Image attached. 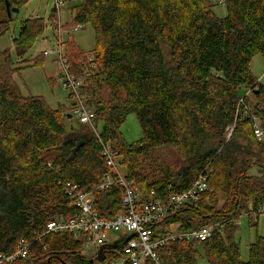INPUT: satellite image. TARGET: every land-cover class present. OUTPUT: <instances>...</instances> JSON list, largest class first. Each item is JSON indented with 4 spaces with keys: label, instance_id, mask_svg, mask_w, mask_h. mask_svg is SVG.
<instances>
[{
    "label": "trees",
    "instance_id": "1",
    "mask_svg": "<svg viewBox=\"0 0 264 264\" xmlns=\"http://www.w3.org/2000/svg\"><path fill=\"white\" fill-rule=\"evenodd\" d=\"M23 1L8 0L10 7ZM64 2L72 4L73 22L64 26L68 34L73 26L84 24L95 33L97 71L89 77H82L78 64L86 54L72 41L62 42L71 72L82 77V94L95 114L94 129L86 135L79 123L78 128L65 125L72 109L68 94L66 110L51 109L38 96L12 93L8 86L15 69L8 53L0 52V260L26 240L32 242L27 258L9 264H88L80 254L84 235L45 234L49 222L78 215L68 186L92 194L96 211L113 218L125 210L123 188L97 190L111 173L104 145L112 148L116 160L176 145L185 164L182 171H165L148 185L117 160L125 168V181L142 199L154 190L164 200L189 188L200 175L207 178V190L197 204L149 227L156 237L173 226L180 232L217 228L204 242L174 240L158 248L160 263L197 264L200 247L208 264H264V236L249 246L247 261L240 260L234 240L241 211L259 212L264 202V85L250 71L253 56L264 60V0H223L222 18L206 0ZM0 7L5 15L1 37L11 17L5 0ZM43 26L41 19L24 23L21 34L29 38L15 42L18 56ZM161 45L168 48L167 56ZM54 80L59 85L57 76ZM238 91L250 92L259 104L248 94L239 97ZM130 114L136 115L142 138L127 145L119 128ZM98 121L103 123L100 132ZM255 124L261 139L255 136ZM228 127L232 131L226 136ZM252 166L259 168L260 177L247 175ZM219 200L221 209L215 210ZM123 246L104 249L103 262L116 258ZM142 264L153 263L146 259Z\"/></svg>",
    "mask_w": 264,
    "mask_h": 264
},
{
    "label": "built area",
    "instance_id": "2",
    "mask_svg": "<svg viewBox=\"0 0 264 264\" xmlns=\"http://www.w3.org/2000/svg\"><path fill=\"white\" fill-rule=\"evenodd\" d=\"M65 5L64 0L54 1L55 17L52 19V25L55 33L61 35L65 29L59 14ZM82 29V25H75L70 30L77 32ZM69 30V31H70ZM53 51H44L47 56ZM95 54H86L84 59L79 60L82 77H89L97 71L95 63ZM57 66V82L59 86L68 94V100L72 104L70 111L77 123L86 128L94 129V112L87 105L85 96L82 94V77L74 75L71 72L70 65L64 57V50L61 40L58 42L57 58L54 60ZM245 112H248L247 110ZM254 133L258 139H261L262 132L257 124L254 126ZM232 128L226 129V136L231 134ZM97 136V133H96ZM103 155L106 165L111 169V173L105 174L98 184V191H105L112 186L123 188L122 204L124 212L117 214L113 218L102 217L94 207L93 195L78 191L74 185H69L67 193L70 196L71 203L77 208L78 215L69 221L55 220L46 225V233L71 234L75 238L84 235L87 239L82 245L80 254L85 257L84 247L90 246L97 249L92 256L96 257L98 250L102 245L110 244L108 236L116 235L113 243L120 241L123 237L134 234L120 251L116 252V258H108L101 264H142L149 259L153 264H161L157 253L158 248L168 246L174 240H184L186 242H204L212 236V233L218 225L196 228L188 231H177V226L170 227L168 231L159 234L157 237L154 231L149 227L150 224L162 220L168 214L186 206L195 205L199 202L202 193L207 190V178L200 175L186 190L179 193H171L164 200L154 190H150L145 198L136 190H133L130 183L124 179V174L119 170V164L116 162L115 152L109 145H104ZM261 211H252L248 214L254 222H258V215H263L264 208ZM163 235V236H162ZM32 242L20 240L17 243L16 251L9 257L2 258L0 263H12L17 259H26ZM104 252V251H103ZM110 255V254H108Z\"/></svg>",
    "mask_w": 264,
    "mask_h": 264
},
{
    "label": "rangeland",
    "instance_id": "3",
    "mask_svg": "<svg viewBox=\"0 0 264 264\" xmlns=\"http://www.w3.org/2000/svg\"><path fill=\"white\" fill-rule=\"evenodd\" d=\"M54 1L24 0L14 6L18 11L11 13L9 29L0 37V52L6 51L8 53L9 60L15 69L13 81L8 86L12 93L22 96H38L51 109L64 108L69 110L67 92L56 84L54 80L58 72V68L54 63V60L57 58L58 42L59 40H61V43L72 41L83 53L90 54L96 48V39L95 33L89 24H84L82 29L77 32L70 30V34H68L66 29H64L60 36L57 35L52 25V16L55 14V12L53 13ZM206 1L209 5H214L213 11L217 17L222 18L225 15L223 0ZM71 6L72 4L65 3L59 14L63 25L73 22V13L70 11ZM4 16V12L0 7V20ZM35 19H41L44 25L43 30L40 34L30 37L24 54L18 56L15 50V42L25 41L29 38L22 36L21 32L25 22ZM30 24L34 26L37 23L32 22ZM161 48L164 55L167 56L168 48L164 45H161ZM44 51H53V53L44 56ZM96 52L98 53L97 55L101 53V51ZM250 71L258 82L264 85V60L261 55L257 54L253 56L250 63ZM248 98L253 104H259L250 92H248ZM76 123L74 117L67 118V121H65V125H70L68 129L71 126L78 128ZM102 125V121L97 122V132L101 131ZM89 130L85 128L82 132H85L87 135ZM119 131L121 132L122 140L127 145L134 144L142 138V130L135 114H130L126 117ZM180 152V148L176 145L163 146L151 149L143 156L127 155L124 159L118 158L117 160L118 162H125L128 168L136 173L137 178L143 180L145 185H148L158 180L165 171L174 175L180 172L181 168L185 166ZM119 170L122 174L125 173V168H122V166H120ZM247 175L250 177H260L259 168L252 166L248 170ZM221 204L222 200H219L215 210H220ZM262 206L264 208V202ZM236 224L237 229L234 233V240L239 246V258L242 261H247L249 259V246L254 243L256 237L264 236L263 215L259 214L258 222H254L253 218L245 210H242ZM114 237L117 236L112 234L108 236L110 244L113 243ZM197 250L199 253L197 264H208L202 249L197 247ZM83 251L85 252V257L90 259L97 252V249L87 246L83 248ZM31 263L29 261V264Z\"/></svg>",
    "mask_w": 264,
    "mask_h": 264
},
{
    "label": "water",
    "instance_id": "4",
    "mask_svg": "<svg viewBox=\"0 0 264 264\" xmlns=\"http://www.w3.org/2000/svg\"><path fill=\"white\" fill-rule=\"evenodd\" d=\"M5 10H6V14H7V17L10 18L11 17V13L13 12H17V8H14V7H10L9 5V2L8 0H5ZM238 96H242V95H247L248 92L247 91H238ZM71 115L68 114L67 115V118H70ZM81 143L82 142H85V141H80ZM182 171V170H181ZM180 172L177 173V175H179ZM177 177H175V180H176ZM134 236V234H131V235H128L126 237H123L120 241L118 242H115V243H112V244H105V245H102L99 250H98V254L95 258L93 259H89V260H86L88 264H92L94 262H99V263H102L103 260H104V255H103V251L104 249H113V248H117V247H120V246H123L129 239H131L132 237Z\"/></svg>",
    "mask_w": 264,
    "mask_h": 264
},
{
    "label": "bare ground",
    "instance_id": "5",
    "mask_svg": "<svg viewBox=\"0 0 264 264\" xmlns=\"http://www.w3.org/2000/svg\"><path fill=\"white\" fill-rule=\"evenodd\" d=\"M65 26V25H64ZM36 64V63H35ZM71 68V67H70ZM71 71H72V69H71ZM78 76V75H77ZM53 84V83H52ZM205 227V226H204Z\"/></svg>",
    "mask_w": 264,
    "mask_h": 264
},
{
    "label": "crops",
    "instance_id": "6",
    "mask_svg": "<svg viewBox=\"0 0 264 264\" xmlns=\"http://www.w3.org/2000/svg\"><path fill=\"white\" fill-rule=\"evenodd\" d=\"M95 258V257H94ZM90 259H93V258H90Z\"/></svg>",
    "mask_w": 264,
    "mask_h": 264
}]
</instances>
